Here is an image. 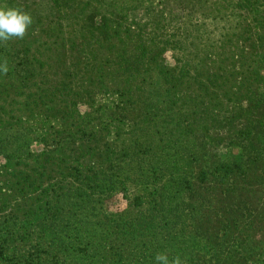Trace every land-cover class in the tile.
Returning <instances> with one entry per match:
<instances>
[{"label":"rangeland","instance_id":"rangeland-1","mask_svg":"<svg viewBox=\"0 0 264 264\" xmlns=\"http://www.w3.org/2000/svg\"><path fill=\"white\" fill-rule=\"evenodd\" d=\"M0 6V264H264V0Z\"/></svg>","mask_w":264,"mask_h":264},{"label":"clouds","instance_id":"clouds-1","mask_svg":"<svg viewBox=\"0 0 264 264\" xmlns=\"http://www.w3.org/2000/svg\"><path fill=\"white\" fill-rule=\"evenodd\" d=\"M33 24L30 13L19 7L0 6V42H8L13 38L23 39ZM8 61L0 64V72L7 74ZM156 264H182L179 255L172 259L166 252H158L155 256Z\"/></svg>","mask_w":264,"mask_h":264},{"label":"trees","instance_id":"trees-1","mask_svg":"<svg viewBox=\"0 0 264 264\" xmlns=\"http://www.w3.org/2000/svg\"><path fill=\"white\" fill-rule=\"evenodd\" d=\"M34 76V75H33ZM39 81H34L31 83V79L25 80L24 84L29 87L36 85ZM41 88V90H39ZM38 87L37 91H32L28 94V99L26 103V110L31 112H41V111H48V110H56L57 103H63L66 96L71 94H76V91L72 90L71 88H59L56 90H52L49 87L42 89V87Z\"/></svg>","mask_w":264,"mask_h":264}]
</instances>
